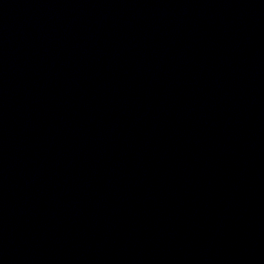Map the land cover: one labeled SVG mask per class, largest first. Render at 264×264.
Listing matches in <instances>:
<instances>
[{
	"label": "water",
	"instance_id": "water-1",
	"mask_svg": "<svg viewBox=\"0 0 264 264\" xmlns=\"http://www.w3.org/2000/svg\"><path fill=\"white\" fill-rule=\"evenodd\" d=\"M0 264H264V0H0Z\"/></svg>",
	"mask_w": 264,
	"mask_h": 264
}]
</instances>
